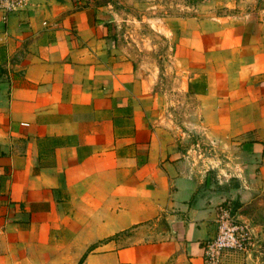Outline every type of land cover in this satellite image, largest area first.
Here are the masks:
<instances>
[{
	"label": "crops",
	"instance_id": "0c3cea01",
	"mask_svg": "<svg viewBox=\"0 0 264 264\" xmlns=\"http://www.w3.org/2000/svg\"><path fill=\"white\" fill-rule=\"evenodd\" d=\"M124 1L0 14V264H203L225 204L253 243L223 264H264V0L148 21L154 68Z\"/></svg>",
	"mask_w": 264,
	"mask_h": 264
},
{
	"label": "rangeland",
	"instance_id": "374dc122",
	"mask_svg": "<svg viewBox=\"0 0 264 264\" xmlns=\"http://www.w3.org/2000/svg\"><path fill=\"white\" fill-rule=\"evenodd\" d=\"M198 0H125V7L117 13L114 21L122 24V35L131 41L125 47L142 65L154 68L164 64L168 46L148 21L166 16H180ZM118 12V11H117ZM142 21V22H139ZM125 27V28H124Z\"/></svg>",
	"mask_w": 264,
	"mask_h": 264
},
{
	"label": "built area",
	"instance_id": "2783aa9c",
	"mask_svg": "<svg viewBox=\"0 0 264 264\" xmlns=\"http://www.w3.org/2000/svg\"><path fill=\"white\" fill-rule=\"evenodd\" d=\"M25 1L0 0V14L5 18L23 6ZM252 243L250 232L236 220L230 205H221L217 215L216 231L202 244L203 264H223L226 255L246 253Z\"/></svg>",
	"mask_w": 264,
	"mask_h": 264
}]
</instances>
